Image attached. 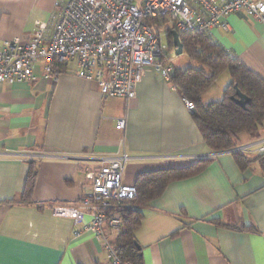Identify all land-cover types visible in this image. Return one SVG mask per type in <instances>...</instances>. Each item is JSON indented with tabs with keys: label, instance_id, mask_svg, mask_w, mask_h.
Returning <instances> with one entry per match:
<instances>
[{
	"label": "crops",
	"instance_id": "obj_1",
	"mask_svg": "<svg viewBox=\"0 0 264 264\" xmlns=\"http://www.w3.org/2000/svg\"><path fill=\"white\" fill-rule=\"evenodd\" d=\"M57 2L0 0V44L28 40L39 21H50ZM227 22L228 30L216 28L211 36L264 79V22L242 11ZM77 71V60L70 61L53 83L39 62L33 80L0 83V264H112L103 240L84 229L89 215L76 223L53 208L78 205L92 184L90 174L124 153L129 184L143 172L212 159L203 172L171 183L141 208L136 239L144 264H264L260 162L242 170L233 154L211 151L183 98L153 68L132 100L104 97ZM225 76L205 92L206 102L223 97L230 81ZM121 118L124 129L118 128ZM263 139L264 127L259 138L241 136L242 145ZM32 160L38 177L32 202L24 203ZM108 236L113 243L118 232Z\"/></svg>",
	"mask_w": 264,
	"mask_h": 264
},
{
	"label": "built area",
	"instance_id": "obj_2",
	"mask_svg": "<svg viewBox=\"0 0 264 264\" xmlns=\"http://www.w3.org/2000/svg\"><path fill=\"white\" fill-rule=\"evenodd\" d=\"M240 11L264 22V0H58L50 21H39L28 40L19 36L0 44V83L33 80L39 62L45 77L57 83L61 66L77 60L78 76L94 82L104 97L132 100L148 68L170 79L171 67L162 64L163 37L172 30L209 35L216 28L228 30L227 17ZM156 24L163 25L161 32ZM183 100L192 111L194 104ZM125 127L126 119H119L118 128ZM227 152L264 154V139ZM129 159L124 153L106 160L90 174L92 184L78 205L53 208L54 215L76 223L89 215L84 229L103 240L112 264H131L120 259L108 236L121 231L118 211L137 196L136 185L124 180Z\"/></svg>",
	"mask_w": 264,
	"mask_h": 264
},
{
	"label": "trees",
	"instance_id": "obj_3",
	"mask_svg": "<svg viewBox=\"0 0 264 264\" xmlns=\"http://www.w3.org/2000/svg\"><path fill=\"white\" fill-rule=\"evenodd\" d=\"M154 28L161 32L163 25L156 24ZM166 37L169 39V46L175 51L171 33ZM180 40L183 53L199 66L181 68L166 62V56L162 58V63L172 69L169 79L171 86L182 98L194 104L193 120L211 151L221 153L241 146L243 134L259 138L264 127V79L250 70L240 59L231 55L209 34L180 33ZM225 71H229L230 82L224 89L223 97L220 100L206 102L205 92L216 84ZM236 87L250 98L245 107L233 100L237 97ZM233 155L242 170H246L257 160L264 173V154L258 155L255 159H250L242 152ZM211 163L212 159H201L187 167L139 174L135 183L137 196L125 209L118 211L123 226L112 245L121 260L131 264H144L142 249L136 239V231L142 220L141 208L161 197L171 183L196 176ZM37 177L38 163L32 160L21 197L22 202H32Z\"/></svg>",
	"mask_w": 264,
	"mask_h": 264
},
{
	"label": "rangeland",
	"instance_id": "obj_4",
	"mask_svg": "<svg viewBox=\"0 0 264 264\" xmlns=\"http://www.w3.org/2000/svg\"><path fill=\"white\" fill-rule=\"evenodd\" d=\"M139 1V0H138ZM164 39V42L166 43L167 45V52L165 54L166 56V59L165 61L166 62H169V64L173 63L174 65L178 66V67H181V68H186V67H190V66H193V67H198V63L191 60L186 54H182L180 56H176L175 55V51L174 49L169 46V39H167V37H163ZM164 57V56H163ZM163 64V63H162ZM163 66H165L163 64ZM225 75H227V77H230V74H229V71H225L221 76L220 78L218 79V82H216V84L213 86V87H218L221 83V81L223 80L224 77H226ZM230 82V81H229ZM229 84V83H228ZM218 85V86H217ZM226 88V87H225Z\"/></svg>",
	"mask_w": 264,
	"mask_h": 264
},
{
	"label": "water",
	"instance_id": "obj_5",
	"mask_svg": "<svg viewBox=\"0 0 264 264\" xmlns=\"http://www.w3.org/2000/svg\"><path fill=\"white\" fill-rule=\"evenodd\" d=\"M171 35L173 37V45L175 47V55L180 56L184 52L183 45H182V42L180 40V34L177 31L172 30ZM236 89H237V92H236L237 97H234L233 100H235L238 105L245 107L246 104L250 101V98L247 95H245L244 93H242L237 87H236Z\"/></svg>",
	"mask_w": 264,
	"mask_h": 264
}]
</instances>
